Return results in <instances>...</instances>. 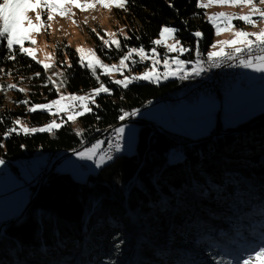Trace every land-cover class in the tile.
<instances>
[{
	"label": "trees",
	"instance_id": "16d2710c",
	"mask_svg": "<svg viewBox=\"0 0 264 264\" xmlns=\"http://www.w3.org/2000/svg\"><path fill=\"white\" fill-rule=\"evenodd\" d=\"M196 5L197 0H129L127 11L114 9L113 15L123 27L117 37L121 49L113 46L110 51L94 37L95 50L104 62L118 61L129 47L150 50L162 27L172 26L182 46L191 50L179 57L195 60L196 38L192 33L202 32L199 49L203 53L214 39L204 9ZM125 35L129 39L125 40ZM65 45V41L56 45L57 56L63 61L65 90L90 93L99 86L96 76L81 67L76 50ZM157 48L165 52V47ZM6 56V48L0 46V144L4 145L0 147V159L15 170L11 163L30 160L39 152L63 155L83 144L104 140L107 129L122 121L119 117L123 113L141 110L155 98L186 85L178 79L158 84L136 81L124 89L98 73L111 95L101 93L95 98L99 107L91 105L93 111L79 117L81 136L66 121L54 133H14L5 138L4 132L16 119L29 127L49 123L52 114L29 113L28 108L58 97L36 60L23 55L8 60L3 58ZM66 59L72 63L71 69L64 63ZM12 83L25 91L8 89ZM24 100L30 103H19ZM136 123L135 153L117 154L95 175H89L87 182L74 181L67 173L49 174L24 216L5 226L0 237V264H133L137 255L139 264H157L159 258L148 251L152 250L149 246L169 244L175 252L159 264H188L191 259L198 264H238L264 246V118L234 134L183 146V161L175 164L167 161L169 150L176 142L193 140L165 129L157 132L143 121ZM35 183L31 186L33 193L38 185ZM205 183L213 186L196 199L193 184L202 191L200 186ZM243 206L248 208L247 213L242 212ZM133 213L137 216L134 221ZM251 221L259 228L252 231L253 245H248L245 231ZM134 225L141 230L131 234ZM220 232L233 237L227 242L232 248L242 243L246 252L242 250L234 257L222 241H216L222 236ZM141 238L147 242L140 243ZM136 241L140 249L135 248ZM144 254L153 261L145 262Z\"/></svg>",
	"mask_w": 264,
	"mask_h": 264
},
{
	"label": "snow or ice",
	"instance_id": "6c2138e0",
	"mask_svg": "<svg viewBox=\"0 0 264 264\" xmlns=\"http://www.w3.org/2000/svg\"><path fill=\"white\" fill-rule=\"evenodd\" d=\"M129 0H84L83 3L80 0H2L0 2V46H4L7 51V56L3 57L8 60H15L17 55H23L36 59L35 49L32 47H25V42L30 45H35L36 40L33 39L34 35L40 34L41 29L47 30L50 26L45 20L42 19L46 15L47 21H52L55 16L59 15L62 18L65 16L73 15L70 12L71 8H77L80 11H87L89 9H95L97 6L105 9H118V10H128ZM260 5H264V0H258ZM170 7L173 5L169 4ZM198 8H208L212 6H229V7H246L249 9L248 13L245 15H228L225 13H218L208 17L209 23L212 24L215 29V34L217 36L221 35L223 32L231 31L233 39L227 41H218L211 45L213 49L219 48V51H210L207 54V65L208 67H220L221 59H226L228 61L238 60V64L233 63L229 66L232 67H242L245 69H251L256 73H264V29L259 32H246L243 30H237L233 25V20H240L245 25L255 27L257 22H264V8H261L257 4V0H197ZM29 13H35V20L28 15ZM257 17V19H254ZM75 23V21H73ZM123 33V29L120 30ZM92 32L96 34L97 38L102 40L105 48L112 50L114 48L119 51L122 47L121 41L117 39L116 32H106L104 36H101L96 29H92ZM177 29L170 26H164L160 30V38L153 41L156 46H163L166 49V53H177L178 56L185 52L191 51L189 48L182 46L181 41L176 38ZM192 35L196 38L195 40V54L196 60L192 62L191 71L185 70L186 61L178 58L170 59L167 54L162 58L163 73L157 71V66L161 63V59L158 56L157 49L154 47L150 53H146L144 48H127L126 54L119 58L118 64L108 65L105 64L100 57L97 55L95 49L83 47H77L76 53L79 56V64L81 67H86L89 69L93 76H96L99 87L94 88L90 93L86 95H60L58 99L52 100L49 103L32 105L28 108L29 113L44 111L49 114H60L64 113L68 117V121L76 122L79 117L85 116L93 111L91 105L96 104L95 98L100 96L101 93L111 95V89L107 87L104 83L99 81V76L96 75L97 69L102 71V74L109 76L112 74H119L122 79H115L112 81L115 85L127 89L130 84L136 81L146 80L151 82H159L161 78L169 79L170 77H175L181 80H187L192 77H198L202 72L208 70L205 67V62L200 58L201 53L199 49L200 41L203 39V34L200 31H195ZM124 39H129L128 36H124ZM172 39L174 42L172 44H167L166 40ZM68 45H65L67 48ZM225 48H231L232 51L226 53ZM59 50V47H57ZM67 55V53H66ZM153 59L151 61V68L144 71L139 75H125V70L129 69V63L132 64L140 63L145 61L148 56ZM139 57V61L133 59V57ZM46 59L51 61L53 56L48 55ZM40 63L45 71L50 69L53 65L51 63H45L42 61H36ZM67 67L71 69L73 67L72 63L68 60L64 61ZM175 66V71H170L171 66ZM0 71H3L0 69ZM182 73V75H180ZM40 76V73H36ZM60 76L61 84H53L57 92L60 91V87L64 83L63 77L64 73H57ZM49 82H52V78L49 77ZM47 87V85H45ZM8 89H17L16 84L7 85ZM0 90H3V86H0ZM20 92H24L25 89H17ZM22 104H29L27 100L20 101ZM55 108V113L52 109ZM137 112H125L119 119L124 120L126 117L136 116ZM98 119V117H97ZM66 121L61 120L59 123L52 121L44 127H28L22 126V121L16 119L13 122V126L8 128L4 132V137L7 138L12 134L30 135L37 132H48L54 133L56 130L60 129ZM115 151H121L120 141L125 136V128L118 127L115 130ZM76 135L81 136L82 132L77 131ZM103 141H97L91 147L77 154L78 159L81 160H91L95 163L97 168H100L108 160L113 157L111 154L105 153L103 155H98L101 149ZM0 144V147H3ZM111 147V144H110ZM95 158V159H94ZM4 164V160L0 159V165ZM264 264V246H261L254 255H249L243 260V264Z\"/></svg>",
	"mask_w": 264,
	"mask_h": 264
},
{
	"label": "rangeland",
	"instance_id": "374dc122",
	"mask_svg": "<svg viewBox=\"0 0 264 264\" xmlns=\"http://www.w3.org/2000/svg\"><path fill=\"white\" fill-rule=\"evenodd\" d=\"M0 2H2V0H0ZM80 2L83 3L84 0H80ZM205 2H206V0H205ZM257 4L259 7L264 8V5H260L258 3V0H257ZM248 11H249L248 8L242 7V6H239V7L212 6V7H208L206 9H204L205 18L207 21H208L209 16L215 15L218 13H225L228 15L238 16V15H245L248 13ZM70 12L73 15L65 16L63 18L61 16L57 15L54 17V19L52 21H47L46 15L43 16L42 19L45 20L50 27L47 30L41 29L40 34L33 36V39L36 40L35 45H30V44H28V42H25V47H32L35 49V56H36L35 60L36 61L51 63L53 65L47 71L44 70L45 75L47 77L48 84H50L52 87H54L53 84H57V85L61 84V79H62L60 76L57 75V73L63 72V68H61V65L63 64L62 57L57 56V53H56V45L59 42L65 41V42H67L68 45L72 46L75 50L77 47H83L85 49H88V48L95 49L94 43H95V38H97V36L95 33L92 32V29H96L97 32H99L101 36H104V33H106V32H116L117 37L121 33L120 30L123 29V27H120L118 25L116 19L113 16L114 15V9L105 10V9L97 6L95 9H89L87 11H80L77 8H71ZM28 15L33 19V21L35 20V13H29ZM254 19L258 20L257 17H254ZM73 21H75V23H73ZM232 23L237 30H243L246 32L255 33V32H259L261 29H264V22H257L255 27L245 25L240 20H233ZM209 24L212 26L211 23H209ZM170 27H172V26H170ZM104 38L107 39V36H104ZM159 38H160V36L157 39H159ZM231 39H233V35H232L231 31L223 32L221 35L217 36L215 34V29H214V39H213L212 44L217 43L218 41H227V40H231ZM98 40L101 43H103L102 40H100V39H98ZM173 42L174 41L172 39L166 40L167 44H172ZM154 47L157 49L158 56L161 59V63L157 66L156 70L163 73L164 68H163L162 58L164 57V55L167 54L168 57L170 59H172V58H177L178 54L175 52L163 53L157 48L156 45ZM154 47H152L150 50H145V52L150 53ZM210 51H219V48L213 49L210 46V48L207 50V54ZM227 51H232V49L231 48H225V52H227ZM48 55L53 56V59L51 61L46 59V56H48ZM178 58L183 60V61L188 62L185 65V70L191 71L192 62H194L196 59L195 60H186V59H183L182 57H179V56H178ZM133 59L136 61H139V57L134 56ZM152 59L153 58L149 55L145 61L137 63L138 67L135 65L136 63L132 64L131 62H128L130 70L126 69L124 74L129 75V76L142 74L144 71L149 70L151 68ZM118 61H112L111 63H107L104 61L103 62L105 64L112 65V64H118ZM132 67L136 68V69H133ZM169 70L175 71V66L174 65L171 66V68ZM98 73L103 75L102 71L100 69H97V73H96L97 76H98ZM1 77H3V73L0 74V78ZM49 77L52 78V82H49V79H48ZM108 77L111 79V81H113L115 79H122L123 78L119 74H115V73L112 75H109ZM174 78L175 77H170L169 79L161 78L159 80V82H152V83L158 84L160 82L172 80ZM242 80H243L242 73H240V75L238 77V81L241 82ZM141 81H146V80H141ZM147 82H149V81H147ZM12 84H14V83H12ZM234 89H236V86L234 87ZM57 93H58V97H56L54 100L58 99L60 95L67 96V95L71 94L65 90L64 83L60 87V91ZM86 94H88V93L71 94V95H86ZM229 101H230V99H229ZM229 101L224 104L225 107L230 105L231 101L230 102ZM46 103H49V102H46ZM222 103H224V102H222ZM40 104H45V103H40ZM40 104H37V105H40ZM160 105H165V104H160ZM167 108H170V107H167ZM52 112L55 113V108L52 109ZM136 112H137V115L131 117L133 120L145 119L146 121L154 123L156 126H162L163 124L161 125L159 123H155L154 120H157L158 122H161L162 120L166 121V118H163V116H162L164 109L160 106L143 108V109L138 110ZM52 115H53V119L50 122L56 121L57 123H59L61 120L68 121V117L64 113H60L58 115H56V114H52ZM221 115L222 114L217 113V117H220ZM185 116H188V115H185ZM191 116H192V120L190 122H181L179 124V126L182 128L181 134L186 136V137L190 136V138L195 140V141L199 140L201 138H205V137L210 136V135H200V134L207 131L208 126H210L211 120L202 117L200 112H198V113L192 112ZM69 122L71 123L72 127L76 131L79 130V128H80L79 118L77 119L76 122H71V121H69ZM47 124L39 126V127H44ZM246 124H244V125H246ZM23 126H26V125H23ZM118 127H124L125 128V136L122 139L124 144H125V147L121 148V151L117 152L116 154H118V155H123V154L124 155H133L136 151L138 124L135 121H131V122H127L123 125H120ZM173 127L174 126H171L169 130H172ZM174 129H175V127H174ZM216 131H219L218 133L222 132L221 130H216ZM216 131H213L212 133L215 134ZM212 133H211V135H212ZM218 133H216V134H218ZM188 134H190V135H188ZM97 141H103V140L100 138V139L90 143L89 145L83 147L82 149L78 150L77 152L73 153L72 155L64 158L63 160H61L56 165L55 171L58 173L69 174L74 181H77L80 183L87 182L89 175H95L102 166H104L105 164H107L113 160V158H112L111 160H108L105 164H103L100 168H97L95 163L91 160L78 159L77 154L79 152L85 150L86 148L91 147ZM102 146H103V144L101 145V149L98 152V155H103L102 154ZM61 156L62 155L57 157L56 160L58 158H60ZM54 158H55V155H54ZM39 159L41 160L40 163L37 162L35 157H33L30 160H19V161L11 163L13 166L16 167L17 170L13 169L12 166L6 162H4L3 165H0V223L4 222L6 220H10L11 218L20 216L21 213L23 212V210L28 205L29 200L31 198V194H32V187L31 186H34L35 182H36L35 172L38 169V165H41L43 161H45V162L47 161L46 163L48 164V153H45V155H43V157L39 158ZM181 160H182V158H181ZM43 166L45 167V165H43ZM83 166L86 167L85 170L83 169ZM41 178L42 177H40V179ZM25 182H27L28 184L25 186L22 185ZM29 185H31V186H29ZM210 186H213V184L205 183L204 185L200 186V188L202 190V191H200V189L198 188V185L193 184L192 188L197 195L196 199L199 198V196H198L199 194L207 193L206 189H208V187H210ZM213 190H215V189L213 188ZM239 196H241V194H239ZM252 207H256V206H252ZM18 210H19V212L22 210L19 215H18V213H19ZM242 212L247 213L248 208L246 206H243ZM135 218H137L136 213H135V215L133 213L132 214V219H133L132 221H134ZM251 222H252V225L250 227H247V230L245 231V232H247V235L245 237H246V241H247L248 245H250V244L253 245V242L251 240L252 231H255L259 228L258 223L254 224V221H251ZM134 226H137V225H134ZM218 226H220L219 222H218ZM136 229L135 230L133 229L131 234H135V232H139V230H141L138 227H136ZM221 231H224V229L221 228ZM220 235H222V236L218 237L216 239V241H222L224 243V246L226 247L227 251L229 253H231L234 257H237L239 252L242 250L244 253L246 252L245 249H247V247L242 249V243H239L237 248L236 247L232 248L231 247L232 243L227 244V242L229 240H231V238H233V237H230V234H227V232L226 233L220 232ZM1 236H3V234ZM225 238H226V240H224ZM140 240H139L140 243H145L144 241L146 239L144 240L141 238ZM146 242H147V240H146ZM148 243H150V242L148 241ZM152 248H153V252L155 253V255L159 256V260H158L159 262L157 264H159L161 261L165 262V259L167 257H172L173 253L175 252L174 248L170 244L165 245V246L153 245ZM184 254H185V252H184ZM20 256H19V258H20V262H21ZM185 257H187V255H184V258ZM244 259H246V257L243 258L241 261H238V264H243ZM76 262L80 263L79 260H76ZM17 264H20V263L17 262ZM51 264H55V263H51ZM59 264H66V263L59 262ZM133 264H139L138 255L134 259ZM188 264H198V263L191 259L188 261ZM252 264H255V261H253Z\"/></svg>",
	"mask_w": 264,
	"mask_h": 264
},
{
	"label": "crops",
	"instance_id": "0c3cea01",
	"mask_svg": "<svg viewBox=\"0 0 264 264\" xmlns=\"http://www.w3.org/2000/svg\"><path fill=\"white\" fill-rule=\"evenodd\" d=\"M164 53H166V49ZM205 55L207 57V51L205 52ZM241 73L245 86L242 85V82L238 80H237L238 82L236 81V83L233 86L231 95L229 97L231 103L227 107L224 106L225 103L221 105L219 103L212 102L207 96H200L193 103L184 102L178 106H174L170 108H167L168 106L166 107V105H154V106H160L164 109L162 116L163 118H166V121L162 120L161 122H158L157 120H154V122L159 123L161 125L163 124L162 126H158L162 130L165 129L169 131V133L172 134L179 133L178 135H182L181 134L182 128L179 126V124L181 122H190L192 120V116H191L192 112L195 113L200 112L202 117L211 120L210 126H208L207 131L200 135H211V133L216 130L226 131V130L237 129L238 127L251 122L253 119L259 116H264V73H256L251 69H245V68H242ZM180 75H182V73H180ZM174 79H178V78H174ZM178 80L184 82L183 84L189 86L196 83L197 77H192L187 80H181V79ZM235 86L236 89H234ZM217 113L218 114L220 113L222 115L220 117H217ZM144 120L145 119H138L133 121L139 122ZM171 126H174L175 129L173 127L172 130H169ZM182 136L189 140H193L190 138V136H188L189 138L184 135ZM43 155L35 156L38 163H40L41 161L39 158H42ZM59 156L56 155L54 160H56V158ZM54 160L50 162L48 159V164L46 163L47 161L46 162L43 161L41 165H38V169L35 172L36 181L38 176L40 175L39 173L40 168L44 167L43 165H45V167H50V165L54 163ZM56 165H55V169H56ZM27 184L28 183L25 182L22 185L25 186ZM21 211L19 212L18 210L19 212L18 215L21 213ZM17 217L11 219H15Z\"/></svg>",
	"mask_w": 264,
	"mask_h": 264
},
{
	"label": "built area",
	"instance_id": "2783aa9c",
	"mask_svg": "<svg viewBox=\"0 0 264 264\" xmlns=\"http://www.w3.org/2000/svg\"><path fill=\"white\" fill-rule=\"evenodd\" d=\"M204 62L205 67H207L208 70L201 73V82L198 92H183L181 95L174 97V99L169 102L160 101L159 105L165 104L168 107H174L184 102L193 103L200 96H207L212 102L215 103L226 102L231 95L233 86L238 80L242 69V67H232L229 65L233 63L238 64L239 61H228L226 59H221L220 67H208L207 61ZM241 82L242 85L245 86L244 81L242 80ZM115 143V132H108V136L103 140L102 154L108 153L112 155L114 152H116ZM120 143L121 148L125 146L123 140H121ZM182 152L183 151L180 149H170L168 156ZM48 159L50 162L53 161L54 155H51V157ZM45 169L46 168L44 167L40 168V173L44 174ZM83 169L85 170L86 167L83 166Z\"/></svg>",
	"mask_w": 264,
	"mask_h": 264
},
{
	"label": "water",
	"instance_id": "95a60500",
	"mask_svg": "<svg viewBox=\"0 0 264 264\" xmlns=\"http://www.w3.org/2000/svg\"><path fill=\"white\" fill-rule=\"evenodd\" d=\"M228 101H229V99H228L226 102H228ZM226 102H224V103H226ZM219 104L222 105L223 103H219ZM262 118H264V116H262V117H260V118H258V119H255L254 121H251V122L247 123L246 125H244L243 127H240L239 129H233V130L222 131V132H220V133H218V134H213V135H210V136L205 137V138H201V139L196 140V141L193 140V141H190V142H187V143H177V142H176V145H175L174 147H172L171 149H180V150H182V147H183V146L194 145V144H199V143H202V142H205V141H209V140H211V139L216 138V136H223V135L234 134V133H236V132H238V131H241V130H243V129H245V128H248V127L252 126L253 124H255L257 121L261 120ZM131 121H133L131 118L124 119V120L120 121L119 123L115 124L114 126H112L109 130L116 129L118 126L123 125V124H125V123H127V122H131ZM143 122H145L146 124H148L149 126H151V127H152L154 130H156L157 132H162V130L160 129V127L156 126L154 123L149 122V121H146V120H144ZM109 130H107L105 134H107V132H109ZM89 144H90V143L83 144V145H82L80 148H78V149H75V150L68 151V152L64 153L60 158H58L57 160H55L54 163H52V164L50 165V167H44V168H46L44 174H41V173L39 172L40 175H39L38 178H37L38 186H37L36 190L34 191V193L32 192V194H31L32 196H31V198H30V200H29L28 205H27L26 208L23 210V212L21 213V215L18 216L17 218H15V219H10V220H6V221L0 223V236H1L2 234H4V228H5V226L17 222V221H18L19 219H21V218L24 216V214L29 210V208L32 206L33 202L35 201L36 197L38 196L41 187L43 186V184H44L45 181L47 180L49 174H50L52 171H55V165L58 164V163H59L61 160H63L64 158H66V157L72 155L73 153L77 152L78 150L82 149L83 147H85V146H87V145H89ZM182 151H183V150H182ZM169 153H170V150H169L168 154H169ZM183 153H184V151H183ZM168 154H167V156H168ZM167 159H168V158H167ZM40 177H42V178L40 179ZM35 184H36V183H35Z\"/></svg>",
	"mask_w": 264,
	"mask_h": 264
},
{
	"label": "bare ground",
	"instance_id": "6f19581e",
	"mask_svg": "<svg viewBox=\"0 0 264 264\" xmlns=\"http://www.w3.org/2000/svg\"><path fill=\"white\" fill-rule=\"evenodd\" d=\"M228 52H231V51H227L226 53H228ZM200 53H201V59L203 60V61H207V57H206V55H205V53H203L202 51H200ZM200 82H201V75L200 76H198L197 77V81H196V83L195 84H192V85H189V86H187V85H185V86H182V87H180V88H178V89H175V90H173V91H171V92H169V93H167V94H165V95H162V96H159V97H157V98H155L154 100H152L151 102H149V103H147L145 106H144V108H148V107H151V106H154V105H159V103H160V101H162V102H169V101H171V100H173L174 99V97H177V96H179V95H181L183 92H198V89H199V87H200ZM112 127V126H111ZM111 127H109L107 130H109ZM109 132H115L114 131V129H112V130H109ZM108 136V132H107V135L105 136V137H107ZM123 148V147H122ZM117 152H114L113 154H112V157L114 158V157H116V154ZM43 155V153H41V152H39V153H37L36 154V156H42ZM51 155H55L54 153H50V154H48V158H50L51 157ZM184 153L182 152V153H176V154H174V155H170V156H168L167 158H168V163H170V164H175V163H177V162H179V161H181V158H182V161H183V158H184ZM38 186V185H37ZM37 188V187H36ZM36 188H35V190H36ZM136 227H138V228H140L138 225L137 226H134V230L136 229ZM137 230V229H136ZM138 231V230H137ZM136 233V232H135ZM137 243H135V248L137 247V249H140L141 247V245H140V243L138 242V241H136ZM150 247V249H152V250H148V251H152V253H153V255H154V257H156V259L157 258H159V256H157V255H155V253L153 252V248H152V246H149ZM164 249V248H163ZM140 251V250H139ZM146 251V250H145ZM239 255V254H238ZM237 255V256H238ZM142 258H143V260L145 261V262H149V261H153V260H149L148 259V257L146 256V254H144V255H142ZM157 260H159V259H157Z\"/></svg>",
	"mask_w": 264,
	"mask_h": 264
}]
</instances>
